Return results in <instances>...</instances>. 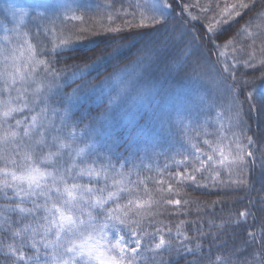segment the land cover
Instances as JSON below:
<instances>
[{
    "label": "snow or ice",
    "instance_id": "snow-or-ice-1",
    "mask_svg": "<svg viewBox=\"0 0 264 264\" xmlns=\"http://www.w3.org/2000/svg\"><path fill=\"white\" fill-rule=\"evenodd\" d=\"M146 7L154 13L149 17L154 30L166 28L165 13L172 7L170 0H153ZM6 11L18 24L29 15L28 8L15 3H8ZM225 12L231 15L227 6ZM73 19L82 20V17ZM224 22L226 19L217 24ZM103 30L115 35L97 41L82 35L92 30L81 28L73 34L75 39L72 35L60 34L54 36L51 48L37 50L27 40L23 44L14 43L9 32L17 33V29H4L0 40V254L6 258L3 264H142L143 252L155 255L165 249L170 256L175 253L179 257L183 253L194 257L188 264H201L204 259L202 244L197 242L195 247H190L191 241L183 236L181 225L176 226L175 236L171 228L166 230L167 240L164 229L145 230V221L151 226L149 218L158 202L146 185L143 194L136 190L144 181L133 182L128 179L131 172L123 171L133 155L132 149L151 131L148 125L171 122L157 108L155 95L150 90L145 95L144 90L136 87L137 83L159 62L161 49L169 48L172 51L167 54L165 65L169 73L200 79L206 64L195 50V37L188 42H177L175 38L154 39L138 50L134 60H126L122 49L131 44V39L120 27L109 26ZM207 31L216 32L211 22ZM92 34L96 35L94 31ZM214 47L219 50L221 46ZM258 51L264 57V47ZM222 55L218 51L217 62ZM255 59L253 51L244 61L245 66L254 67ZM57 64L63 67H55ZM260 64L264 66V59H260ZM223 71L229 73V67L225 66ZM133 74L135 79H131ZM123 76L129 79L122 80ZM232 79L235 80L234 75ZM114 82L123 87L113 88ZM248 100L253 102L248 109L237 106L231 117L239 134L232 133L235 140L228 145L227 154L223 146L225 137L219 135V130L202 133L215 137L203 140L208 151L199 143H191L189 138L192 150L177 162L185 171L169 177V181L176 183L175 186L168 184V194L179 195V189L188 182L197 187H208L209 183L215 186L222 170H227L232 183L247 185L244 170L251 169L255 160L249 161L246 157L256 155L247 145L257 141L246 135L244 116L250 119L253 108L264 116V93L257 96L249 92ZM97 101L95 108L88 107ZM141 107L147 111L145 125L136 122L127 143H122L110 132L114 112L119 109L118 114L127 113L128 120ZM257 140L264 143V132ZM241 141H247V145ZM258 151L260 167L264 170V149ZM197 174L208 183H201ZM234 174L239 179L232 180ZM163 191L161 186L160 192ZM144 196L148 198L143 199ZM162 202L181 204L180 199L163 197ZM257 213L264 216V197L258 203L250 201V207L239 212L238 217L245 222L251 217L254 227L259 219ZM233 223L239 225V218L235 222L229 218L217 227L226 228ZM260 225L258 234L249 232V239L243 241L246 248H252L257 241L259 245L250 252H242V262L238 257L212 260L209 256V264H230V261L231 264H264V220H260ZM109 229L117 234L114 242L109 238ZM219 235L213 236L212 241L219 239ZM173 240L178 242L173 244ZM158 264L165 262L161 259Z\"/></svg>",
    "mask_w": 264,
    "mask_h": 264
},
{
    "label": "trees",
    "instance_id": "trees-1",
    "mask_svg": "<svg viewBox=\"0 0 264 264\" xmlns=\"http://www.w3.org/2000/svg\"><path fill=\"white\" fill-rule=\"evenodd\" d=\"M72 8H63L65 6L60 0H55L50 2V10L58 14L53 15L50 20H43L38 22V25H45L46 33L43 35H37V40H34L33 33H26L23 31V36H28V40L37 50L40 47L51 48V35L48 32L53 29L56 25H73L74 30H71L66 36L72 35L75 39L74 33H79L81 28L89 29L92 31H87L82 33L83 36L100 41L108 35H115L112 33H107L103 29L106 27H120L122 33L131 39V44H128L122 49V52L126 60H134L138 56V50L143 48L144 44L152 40H161L165 38H175L177 42L191 41L195 37V50L198 57L205 61L206 68H209L210 72L217 74L218 87H221L224 83L228 86L236 85L231 76H223L220 64L217 62L218 52L214 45H223L230 40H239V45L243 44L249 51H255L256 55H260L259 49L264 47V0H172L171 9L166 10V15L168 17L167 27L161 29L159 32L155 31V25H153L151 19L149 18L154 13L147 11L146 6H150L153 0H77L78 7L75 8L74 0H66ZM10 3V0H5L3 5ZM193 6L190 7V5ZM241 4L246 5V7H240ZM198 5V6H197ZM227 6L228 15L225 12V7ZM233 6H235L233 8ZM205 8L207 11H202ZM5 10V9H2ZM1 10V11H2ZM196 10V11H195ZM172 11V13H170ZM179 12L177 16L176 13ZM239 12V15L236 13ZM135 13V16L132 14ZM141 13H143L144 18L141 19ZM73 17H82L80 19H73ZM111 17V19H109ZM196 17V19H193ZM29 18V17H28ZM225 20L226 23H220L217 26L215 33H210L207 31L208 26L204 25L212 20ZM56 21L58 23H56ZM213 21V20H212ZM143 23L144 27H138ZM126 24L132 25L131 27H125ZM34 26V24H33ZM93 31L96 35H93ZM1 34L3 35L4 30L1 29ZM218 33V34H217ZM172 51L171 48L165 50L161 49L162 55L159 62L153 64L149 69L147 75L143 80L137 83L136 87L144 90V94L147 95L148 90L155 95V104L157 108L162 112L167 114L170 118V123H165L161 125L164 127L167 134L176 135V131L189 132L195 135L199 139H211L212 137L201 136V130L204 128V121L200 108L201 99L206 100L218 94L219 91L210 93L207 97L202 98V94L206 91L204 88L193 85L192 79H188L182 75H177L176 73H169L166 68V56ZM220 56L219 58H221ZM48 59L49 57H43ZM264 59V57H262ZM55 67H63L62 64H57ZM262 73H264V66H259L249 68L245 71V76L254 81L255 78H261ZM121 79H129L127 76L121 77ZM135 79V74L131 77ZM257 81V85H260V92L264 93V80L261 78ZM79 82V81H78ZM75 85H73L74 87ZM232 86V87H233ZM254 82L248 86H242L243 88L239 90L240 98L245 97L248 88L253 87ZM123 87L121 83L114 82L113 88L119 89ZM189 90L191 94L187 91ZM237 91V89L235 88ZM260 93V94H261ZM191 97L194 103L195 109L187 110L184 107L188 103L186 102V97ZM259 96V95H257ZM248 103H247V102ZM240 102L243 104L245 110L248 109L249 104L253 103L245 97V100L241 98ZM99 101L96 103H90L89 108H95ZM191 104V101H189ZM214 103V102H212ZM183 107V111L177 114V121L175 119L176 109ZM191 117L187 115L193 113ZM119 109L114 112V124L110 131H115L114 135L117 136L122 143H127L129 139V133L138 125L144 126L147 117V111L145 108L141 107L134 114V117L126 120L125 115L127 113L120 115ZM169 112V115H168ZM76 114L79 111L76 110ZM175 115V116H174ZM261 114H259L255 108L252 109L251 118L248 116L244 117L247 126L250 127V131L247 135L252 137L256 143L250 145L249 151L254 152L255 157H246V160H255V164L251 169H245L244 178L247 181L246 186H240L234 184L229 180L227 170H222V175L220 177V182L218 181L215 186L211 183L208 187H197L196 185L188 182L182 188L179 189V195L168 194V184L172 183L175 186V181H169V177L173 174H169L167 180H163L160 183H156L155 179L150 177L147 182L139 185L136 189L141 194H143L144 186H147L148 192L154 200L158 203L152 208V216L149 218L151 220V226H148V220L145 221V230L148 232H153L156 228H161L165 230V238L168 239L166 230L168 228L172 229V235L175 236L176 226L181 225L180 231L183 236H187L188 240L191 241L190 247H195L197 242L201 243L203 246V257L201 264H209L208 257L211 256L212 260H216L217 257L221 259L238 257L242 262L244 257L241 255L242 252H250L255 248H258L259 241L257 244L253 245L252 248H246L243 241L249 239V232L259 233L260 220H264V216L257 213L259 219L257 222L252 220L251 217L244 221V218L238 217L239 212L247 211L250 207V201L252 203H258L261 197H264V170L261 169L259 163V151L258 149H264V143L257 140L260 133L264 132V122L261 121ZM263 117V116H262ZM179 122V123H178ZM148 127L151 129L150 132H154L157 129V124H149ZM199 133V134H198ZM164 138V137H163ZM156 139H158L156 141ZM160 138L156 135L153 138L141 137L136 147L132 149L134 153H138L139 150L146 151L148 154L155 153L159 155L156 149H160L159 145ZM195 141V140H194ZM196 142V141H195ZM203 150L206 151L207 147L200 143ZM125 152V151H124ZM129 155V153H127ZM131 156V157H132ZM138 156V155H137ZM150 169L154 165H149ZM172 167V165H170ZM173 169V168H172ZM170 169V170H172ZM179 169V168H178ZM136 171L147 170L145 164L137 166ZM149 170V169H148ZM155 171V170H154ZM185 171L184 167H180V172ZM190 171V169H189ZM159 173V170L155 171ZM207 175V173H205ZM137 176L134 175L133 179ZM197 179L201 180L200 174H197ZM239 179L238 174L232 176V180ZM132 181V180H131ZM201 183H208L207 181L201 180ZM161 186L163 187V193L160 192ZM162 197L164 199H180V205H169L162 202ZM148 197L144 196L143 199ZM187 201V203H184ZM2 203V202H0ZM111 206V205H110ZM253 211H256L253 208ZM231 219L235 222L238 218L240 220L239 225H229L226 228H219L217 226L221 225L224 221ZM199 229V232H198ZM112 230V229H111ZM203 233V235H201ZM209 233L211 235H209ZM219 235V239L212 241V237ZM183 236L179 239H183ZM159 237H156V242H158ZM5 242H10L5 240ZM178 240H173L172 243L176 244ZM143 262L142 264H158L162 259L165 264H188L192 261L194 257L191 255L181 254L177 257L175 253L170 256L168 251L160 250L159 254L152 252H143ZM251 256L247 259L251 260ZM5 257L0 254V264H3ZM231 264V261H230Z\"/></svg>",
    "mask_w": 264,
    "mask_h": 264
},
{
    "label": "rangeland",
    "instance_id": "rangeland-1",
    "mask_svg": "<svg viewBox=\"0 0 264 264\" xmlns=\"http://www.w3.org/2000/svg\"><path fill=\"white\" fill-rule=\"evenodd\" d=\"M4 1L5 0H0V6ZM51 1H55V0H10V3H15L18 6H23L25 8H28L29 15L25 17L23 23L18 24V20H14L12 16L6 11L7 6L3 5V7L0 9V34L2 33L1 29L3 28L17 29L18 35L17 33L9 32V35L12 36L14 43L23 44L24 41L27 40L26 38H24V41L22 40L23 31L28 34L29 32L33 33L34 34L33 39L37 40V35H43L46 33L45 25H38L37 23L43 20H50L53 17V15L58 14L50 10ZM60 1L62 2V4L65 5L63 6V8L71 9L72 6L74 5V4H68L66 0H60ZM173 1L177 2L178 0H173ZM73 2H75V8L77 9L78 7L77 0H74ZM170 3H172V0H170ZM191 4L192 5H190L188 9H190L193 6V3ZM41 5H48L49 7L47 8L39 7ZM170 13H172V11H170ZM176 15L178 16L179 12H177ZM212 20H210L208 23L205 21L204 25H207L209 27L211 22V26L216 30L217 29L216 25H218L217 21L219 20H215V19ZM56 23L58 22L56 21ZM71 30H74L73 25H60V26L56 25L53 27V29H51L48 32V34L51 35V38L60 34L66 36L68 33H70ZM3 35H0V40H2ZM28 42L30 43V41ZM239 43H240L239 40H230L229 42L227 41L225 44L220 45L221 47L219 48V50L216 49L217 52L219 51L224 53V55H222V57L219 58L220 62H218L220 64V67L222 68L221 72L223 76L226 75V77L227 76L232 77V75H234L235 76L234 83L236 85L228 86L227 83H224L221 87H218V82H219L217 78L218 75L215 74L214 72H210L209 68H205V72L200 79H195V78L192 79L193 85H197L205 89L206 92L202 94V98L207 97L210 93L213 94V92L219 91L218 94H215L210 99H206L205 101L201 99L200 105L197 106V108L203 109L200 111L202 113L203 121L205 124H204V128H202L201 130V136L202 133L206 131L211 133H216L217 130H219V135L225 137V139L223 140V146L226 154L229 151L228 145L230 144L231 141L235 140V137L232 135V133L236 132L237 134H239V129L235 127V122L231 118L234 112L236 111V107L237 106L243 107V104L240 102V100L241 98L245 100V97L248 99L249 92H253L255 95H259L261 93L260 92L261 87L260 85L259 86L257 85L256 83L257 81L255 80H260L261 78L264 80V77H262V75L261 78L256 77L254 81L248 79L245 76L244 72L252 67L245 66L244 61L248 59V54L252 53V51H249L248 48H246L243 44L239 45ZM260 59H262V56L256 55V59L253 61L255 65L254 67L260 65ZM237 60H239V63H237ZM225 66L229 67V73H231L232 75H230L229 73H225L223 71ZM246 81L248 82L247 84H245ZM253 82H254V86L247 89L245 97L241 96L240 98L239 90L243 88L242 86L251 85ZM235 88L237 89V91L235 90ZM187 91L191 94L189 90ZM185 97H186V102L188 104L185 105L184 107H187V110L190 109L197 110L194 103L192 102V99L190 100L191 97L188 96ZM189 101H191V104L189 103ZM178 108L179 109H176V112L178 110L180 111L176 113V116L174 115L176 121H177V114H179L181 111L184 110L182 106L181 107L178 106ZM73 111H76V109H74ZM192 114H194V111L191 114L187 112V115L189 117H191ZM261 121L264 122V116L263 117L261 116ZM85 123H88V120H85ZM156 124H157L156 131L154 130V132H149L146 135V137L153 138V136L156 135V137L158 136L160 138V141H158L159 145H157L160 149H156V151L160 153L159 155L157 154L155 155V153L148 154L144 150L142 151L139 150L137 154L134 153V156L129 157V160L126 162V167L123 169V171L131 172V175L128 179L132 180L133 182L144 181L145 183L148 181L150 177H152L155 179L156 183L162 184L161 182L165 178H166L165 180L168 179L167 177L169 176V174L180 172V167L183 165L182 164L178 165L177 162L180 161L184 156L187 155L188 152L192 150L191 145L189 143V138H191V143L193 144L195 143L200 144L204 140V139H199L195 135H193L191 133L193 130L189 132L176 131L175 133L176 135L170 134L169 136L165 128L164 127L161 128L160 123L157 122ZM80 127L82 128L83 125H81ZM115 131H110V132L114 134ZM249 131H250V127L247 126L246 133L248 134ZM214 138L215 137L213 136L211 139ZM157 140L158 139H156V141ZM241 142L247 145V141H241ZM249 148L250 145H247L248 150ZM206 151H208V148ZM127 153L129 152L125 151L123 154L125 156H129L127 155ZM141 164H145L147 166V170L145 172L135 170L137 166H140ZM149 165H154V167L150 169L149 167L151 166ZM170 165H172V167H170ZM117 169H119V165H117ZM154 170L155 171L159 170V173H156ZM134 175L137 176L136 179H133ZM116 235L117 234L114 230L109 229V238L113 239V242Z\"/></svg>",
    "mask_w": 264,
    "mask_h": 264
}]
</instances>
